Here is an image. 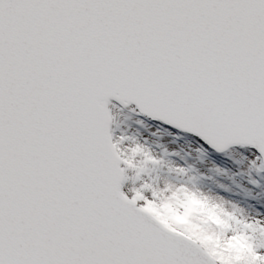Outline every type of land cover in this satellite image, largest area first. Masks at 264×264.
I'll return each instance as SVG.
<instances>
[{
  "label": "water",
  "instance_id": "95a60500",
  "mask_svg": "<svg viewBox=\"0 0 264 264\" xmlns=\"http://www.w3.org/2000/svg\"><path fill=\"white\" fill-rule=\"evenodd\" d=\"M111 100L264 160V0H0V264H220L121 193Z\"/></svg>",
  "mask_w": 264,
  "mask_h": 264
},
{
  "label": "rangeland",
  "instance_id": "374dc122",
  "mask_svg": "<svg viewBox=\"0 0 264 264\" xmlns=\"http://www.w3.org/2000/svg\"><path fill=\"white\" fill-rule=\"evenodd\" d=\"M110 118L125 196L180 233L195 220L196 203L202 220L214 228L210 233L220 230L221 245L239 239L241 262L244 257L243 262L264 264V171L254 149L237 147L214 157L196 140L152 125L133 108L113 104Z\"/></svg>",
  "mask_w": 264,
  "mask_h": 264
},
{
  "label": "trees",
  "instance_id": "16d2710c",
  "mask_svg": "<svg viewBox=\"0 0 264 264\" xmlns=\"http://www.w3.org/2000/svg\"><path fill=\"white\" fill-rule=\"evenodd\" d=\"M190 231L191 229H187ZM207 248L211 249L213 253L216 254L217 258L220 259V261L223 264H252L251 262H241V248L242 243L239 241V239L234 240V242L225 247H220L218 242V237L214 234L204 236L201 234L198 237ZM212 240V245H210V241Z\"/></svg>",
  "mask_w": 264,
  "mask_h": 264
},
{
  "label": "bare ground",
  "instance_id": "6f19581e",
  "mask_svg": "<svg viewBox=\"0 0 264 264\" xmlns=\"http://www.w3.org/2000/svg\"><path fill=\"white\" fill-rule=\"evenodd\" d=\"M113 104H115V105H117V107H121V108H125V109H128V107L129 108H133V109H136L133 105H129V106H123V105H118L117 104V102L115 101V100H111L110 102H108L107 104H106V111H107V114H108V118H110V109H111V106L113 105ZM110 121H111V118H110ZM184 135H186L187 137H190V138H192V139H194L195 140V138L194 137H192V136H190V135H188L187 133H184ZM238 148L239 147H244V148H250V146L248 145V146H245V145H242V144H238V146H237ZM237 147H233V148H230V149H227V150H224V151H219V150H215V151H217V152H219V153H226V152H229V151H231V150H233L234 151V149L235 148H237ZM113 149H115V148H113ZM116 152V151H115ZM116 155H117V153H116ZM261 159H262V161H263V167H264V160H263V158L261 157ZM122 165V164H121ZM122 169H123V165H122ZM122 175H123V178H124V171L122 172ZM124 184L122 185V190H121V193L124 195ZM125 196V195H124ZM181 235H184L183 233H180Z\"/></svg>",
  "mask_w": 264,
  "mask_h": 264
}]
</instances>
